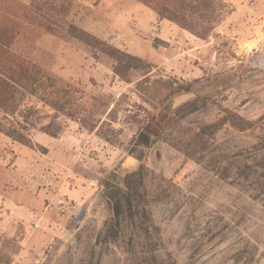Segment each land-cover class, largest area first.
<instances>
[{
	"label": "rangeland",
	"instance_id": "374dc122",
	"mask_svg": "<svg viewBox=\"0 0 264 264\" xmlns=\"http://www.w3.org/2000/svg\"><path fill=\"white\" fill-rule=\"evenodd\" d=\"M0 31L39 71L0 107V264H264V0H0Z\"/></svg>",
	"mask_w": 264,
	"mask_h": 264
},
{
	"label": "trees",
	"instance_id": "16d2710c",
	"mask_svg": "<svg viewBox=\"0 0 264 264\" xmlns=\"http://www.w3.org/2000/svg\"><path fill=\"white\" fill-rule=\"evenodd\" d=\"M158 12L161 18H165L161 11ZM5 36L6 33L4 31H0V57L6 61L0 60V107L6 115H14L17 114L14 98V92L18 84L16 76L18 74H22L34 80L38 77L39 71L7 51L6 45L4 44ZM262 66L264 67V62ZM27 112L31 113H28L24 116L25 122L30 121V117L33 115L32 110H27ZM160 114L162 115V113ZM160 114L159 116L155 117L153 123L147 126L146 129L148 133L142 132L139 134L135 140V145L147 147L152 144L153 140L151 139V136L157 135L155 128L157 129L160 126L164 118V115L161 116ZM25 128L20 126L6 129L5 133L17 142L30 144V138L25 135L23 130H21ZM214 129H218V126H214L213 128H204L201 130L200 134L208 133ZM143 172L144 166L141 164L137 171L127 175L125 178L124 189L112 186V179L106 181L105 194L113 210V220L116 223H120L122 219L127 220V218L133 220L137 217H147L145 211L143 210L142 212L141 208L139 207V204L144 202L143 198L139 194V189L143 184Z\"/></svg>",
	"mask_w": 264,
	"mask_h": 264
},
{
	"label": "water",
	"instance_id": "95a60500",
	"mask_svg": "<svg viewBox=\"0 0 264 264\" xmlns=\"http://www.w3.org/2000/svg\"><path fill=\"white\" fill-rule=\"evenodd\" d=\"M193 94L189 93V94H185V95H181L179 97H177L176 99H174L173 103H172V107L176 108L178 106H180L181 104H183L184 102L188 101L190 98H192Z\"/></svg>",
	"mask_w": 264,
	"mask_h": 264
}]
</instances>
